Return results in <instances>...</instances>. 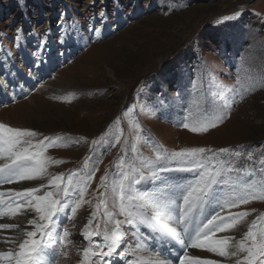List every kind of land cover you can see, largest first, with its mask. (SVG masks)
<instances>
[{"label": "rangeland", "instance_id": "rangeland-1", "mask_svg": "<svg viewBox=\"0 0 264 264\" xmlns=\"http://www.w3.org/2000/svg\"><path fill=\"white\" fill-rule=\"evenodd\" d=\"M17 29H22L18 42ZM43 68L45 78L37 73ZM238 74L244 85H252L243 96L230 88ZM21 77V85L29 83L26 88L31 85L34 90L0 104V123L37 133L25 138L32 150L49 138L40 149L49 168L40 183L47 187L37 194L57 193L49 180L63 174L55 197L61 199L64 187L71 192L78 180L84 185L81 177L95 173L83 196L89 203L77 207L75 218L62 219L59 230L67 229L70 235L52 259V264H80L83 249L89 247L81 232L90 214L97 212L90 230L101 234L111 231L115 219L124 220L118 209L121 171H131L133 165L141 168L143 179L137 174L136 190H154L155 169L142 167L146 158H154L153 145L168 151L243 146L237 150L253 152L258 161L264 151V0H0V87L9 89L14 78L19 82ZM212 100L222 107V122L206 132L182 126H195L200 107ZM248 166L259 168L246 155L236 162L238 168ZM176 173L163 175L181 184L192 180V173L178 172L175 178ZM101 193L111 220L104 217L103 206L96 208ZM73 199H80L78 192ZM228 211L249 215L214 238L228 237L237 244L253 220L264 218V200ZM33 219L38 221L37 214ZM14 225L15 232L19 227ZM122 228L124 238L113 259L119 260L118 254L127 250L119 264H129L141 237L133 236L129 225ZM140 233L148 235L143 226ZM17 235L13 238L19 239ZM92 239L101 243L99 236ZM5 241L2 238L0 244ZM143 243L145 251L139 255L155 253L178 264L174 257L182 254L179 245L159 254L154 241ZM160 243L168 247L169 238L162 237ZM188 252L214 259L204 249ZM226 258L234 259L226 264L237 259Z\"/></svg>", "mask_w": 264, "mask_h": 264}, {"label": "snow or ice", "instance_id": "snow-or-ice-1", "mask_svg": "<svg viewBox=\"0 0 264 264\" xmlns=\"http://www.w3.org/2000/svg\"><path fill=\"white\" fill-rule=\"evenodd\" d=\"M234 15L239 16L240 13ZM21 32L22 29H17V42L22 39ZM251 86V83L244 85L238 74L236 84L230 88L235 95L243 96ZM197 103L199 106L198 101ZM196 115L195 126L189 123H183L182 126L190 128L193 132H206L224 119L222 107L217 105L215 100L210 101L207 107L201 106ZM135 127L139 130L140 126L136 124ZM36 135L32 130L12 128L0 123V186L41 179L46 174V161L40 149L45 147L49 138L45 137L44 141L35 146L37 150H32L31 141L25 138ZM115 139L119 142L120 137ZM136 139H139V134ZM240 147L243 146H237V149ZM153 149L154 158H146L142 167L155 169L151 173L154 190H136V184L139 182L137 174L143 179L141 168L133 165L131 171L122 170L118 186V209L124 220L115 219V226L110 232L105 229L102 234L103 243L93 242V237L101 235L97 230H90L97 217V212L93 211L81 232L89 241V247L83 249L80 264H119V260L129 254L126 250L118 254L119 260L113 259L124 238L122 225H129L133 229V236L140 234L141 237L137 241L136 249L131 252L133 259L129 264H170L155 253H150L147 258L139 255L145 251L143 241L146 239L155 242L159 254L165 251L170 253L172 248L179 245L183 254L175 258L178 264H220L214 259L190 255L188 248L204 249L220 257H236L235 264H264V226L261 225L264 218L257 217L253 220L244 237L231 246L232 251H229L230 238H214L216 233L234 229L240 218L249 215L248 212L232 213L228 209L247 204L251 200H264V151L257 161L251 151L245 154L230 148L168 151L153 145ZM132 151H137L135 145ZM245 155L248 161L258 163L259 168L236 167V162ZM225 156L226 159L222 158ZM169 172H189L193 174V179L188 183H176L163 175ZM94 174L93 171L81 177L84 185L80 186L78 180V188L71 192L68 187H64L61 199L55 197L60 190L61 185L58 182L63 174L53 176L49 180V185L55 186L57 193L45 191L43 195H38L41 189L47 187L43 184L22 191L0 190V218L15 217L25 211L34 212L38 216V221L33 219L28 222L34 226V230L24 232V238L18 242L16 250L0 252V259H6L8 264H52L56 249L65 244L70 235L67 229L61 233L59 225L62 219L75 218L77 207L81 203H89L83 200V196L85 187ZM257 174L260 175L259 180L256 179ZM106 179L107 174L101 177L100 186H104ZM68 183H72L71 179ZM77 192L80 199L74 200L73 196ZM104 195L101 193L100 204H97L96 208L103 206L104 217L111 220L113 214L107 211ZM69 209L71 215H68ZM141 226L147 232V237L140 233ZM14 227L16 225L0 224V230ZM162 237L169 238L168 247L160 243ZM186 240L188 243H185ZM5 242L16 244L17 240L8 238Z\"/></svg>", "mask_w": 264, "mask_h": 264}, {"label": "bare ground", "instance_id": "bare-ground-1", "mask_svg": "<svg viewBox=\"0 0 264 264\" xmlns=\"http://www.w3.org/2000/svg\"><path fill=\"white\" fill-rule=\"evenodd\" d=\"M0 162H2V161H0ZM48 169L49 168H46V171ZM51 172H53V171H51ZM40 185H41L40 179H37V180H33V181H21V182H18V183H13V185L5 184L3 186H0V190L6 191V186H7V187H9L10 189H12L14 191H22L25 188L38 187ZM35 215L36 214L34 212L25 211V212H23V213L15 216V217L5 216V217L0 218V224L14 225V223H15L19 227V229L17 231H15V232H14L13 228L0 230V240L2 238L5 239V240L8 239V238H13V234L14 233L20 234V235H17V236H19V239H16L17 240V243L16 244H13L11 242H7V244H2L1 243L0 244V252H6L8 250H13L14 251V250L17 249V246L16 245L18 244V242L20 240H22L24 238V235H23L24 232L25 231H31L32 230V225L29 224L28 222L30 220H33V217ZM232 245H234V244H232V242H230L229 250H231V251L233 250V248L231 247ZM188 250H190V248H188L187 251ZM191 253H193V252H191ZM207 254L210 255V257L214 258V260L219 261L220 264H226L227 262H230V261H233L234 260V259H231V258L229 259V258H226V257H224V258L223 257H220L219 255L214 254V253H208V251H207ZM148 256H149V254H145V257L146 258ZM223 259L226 260V261H224ZM0 264H4V262L1 263V261H0Z\"/></svg>", "mask_w": 264, "mask_h": 264}]
</instances>
